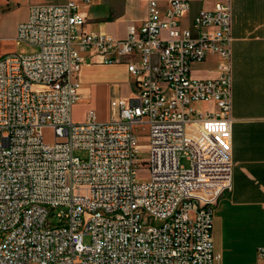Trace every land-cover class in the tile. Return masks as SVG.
Wrapping results in <instances>:
<instances>
[{
	"label": "built area",
	"instance_id": "built-area-1",
	"mask_svg": "<svg viewBox=\"0 0 264 264\" xmlns=\"http://www.w3.org/2000/svg\"><path fill=\"white\" fill-rule=\"evenodd\" d=\"M92 1L32 5L15 40L38 51L0 57V264H217L215 208L233 188L231 0L200 11L190 29L180 26L190 1L162 11L147 0V19L124 39L82 32L79 5ZM82 53L126 62L134 78L107 123L93 110L73 120ZM210 54L221 75L194 78L192 64ZM201 101L216 109H191Z\"/></svg>",
	"mask_w": 264,
	"mask_h": 264
},
{
	"label": "crops",
	"instance_id": "crops-1",
	"mask_svg": "<svg viewBox=\"0 0 264 264\" xmlns=\"http://www.w3.org/2000/svg\"><path fill=\"white\" fill-rule=\"evenodd\" d=\"M67 0H0V8L13 7L27 21L32 5L62 4ZM93 0L80 3L82 32L124 39L128 26L139 25L149 14L147 0ZM162 11L171 0H155ZM190 9L180 20L182 28H193L202 10H212L216 0H188ZM232 16V159L233 188L219 200L214 213L213 240L220 255L217 264H254L264 247V0H231ZM18 27V26H17ZM17 30L5 34L16 45ZM77 50H80L78 43ZM86 62L77 77L79 98L72 110L75 123L87 120L93 110L99 122L111 120L113 97L130 98L134 78L127 63L103 64L102 57L82 53ZM220 59L210 54L191 66L194 78L207 80L221 75ZM191 109H216L212 101L193 103Z\"/></svg>",
	"mask_w": 264,
	"mask_h": 264
},
{
	"label": "rangeland",
	"instance_id": "rangeland-1",
	"mask_svg": "<svg viewBox=\"0 0 264 264\" xmlns=\"http://www.w3.org/2000/svg\"><path fill=\"white\" fill-rule=\"evenodd\" d=\"M113 4L118 2L117 0H111ZM23 17V13L18 10L17 8L13 7H2L0 8V57L9 54V53H18V54H34L38 51L37 48L28 46L26 44H20L16 45L14 42H12L9 39H2L5 34H11L17 30V24ZM34 90H40L42 87L35 85L33 87ZM137 149L138 154L137 158L139 162L141 163V166L139 167L138 173H148L147 166L143 163H147L149 159V150H148V137L146 133H139L137 135ZM75 156L79 157L81 159H86L87 154L84 151H75ZM181 165L188 168L190 166L189 161L182 157L180 160ZM147 176H140L139 181L143 182L147 180ZM85 243H90V237H85Z\"/></svg>",
	"mask_w": 264,
	"mask_h": 264
}]
</instances>
